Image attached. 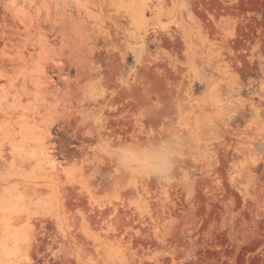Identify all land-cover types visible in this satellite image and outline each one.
<instances>
[{
    "label": "rangeland",
    "instance_id": "1",
    "mask_svg": "<svg viewBox=\"0 0 264 264\" xmlns=\"http://www.w3.org/2000/svg\"><path fill=\"white\" fill-rule=\"evenodd\" d=\"M0 264H264V0H0Z\"/></svg>",
    "mask_w": 264,
    "mask_h": 264
},
{
    "label": "clouds",
    "instance_id": "2",
    "mask_svg": "<svg viewBox=\"0 0 264 264\" xmlns=\"http://www.w3.org/2000/svg\"><path fill=\"white\" fill-rule=\"evenodd\" d=\"M125 156L127 157V158H130V159H132V160H136L137 158H136V156L134 155V154H132V153H125ZM150 166V165H149ZM163 168V162H161L160 164H158L157 166H155V167H153V171L154 172H158L159 170H161ZM171 181H169V183H170Z\"/></svg>",
    "mask_w": 264,
    "mask_h": 264
}]
</instances>
